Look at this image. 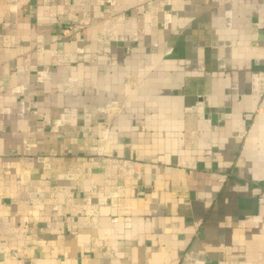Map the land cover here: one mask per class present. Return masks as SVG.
Wrapping results in <instances>:
<instances>
[{"label":"crops","instance_id":"obj_1","mask_svg":"<svg viewBox=\"0 0 264 264\" xmlns=\"http://www.w3.org/2000/svg\"><path fill=\"white\" fill-rule=\"evenodd\" d=\"M264 0H0V264H264Z\"/></svg>","mask_w":264,"mask_h":264},{"label":"built area","instance_id":"obj_2","mask_svg":"<svg viewBox=\"0 0 264 264\" xmlns=\"http://www.w3.org/2000/svg\"><path fill=\"white\" fill-rule=\"evenodd\" d=\"M264 196V195H263Z\"/></svg>","mask_w":264,"mask_h":264}]
</instances>
